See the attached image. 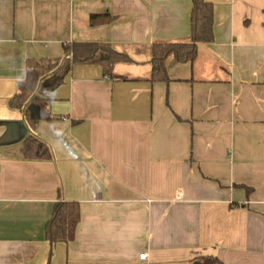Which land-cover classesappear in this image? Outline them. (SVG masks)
<instances>
[{"label":"crops","instance_id":"crops-1","mask_svg":"<svg viewBox=\"0 0 264 264\" xmlns=\"http://www.w3.org/2000/svg\"><path fill=\"white\" fill-rule=\"evenodd\" d=\"M205 1L213 40L151 82L149 46L189 38L191 0H0V264H264V0ZM80 42L130 60L114 64L120 78L74 64L30 128L10 104L26 60ZM29 135L49 158H25ZM59 201L77 202L79 221L51 245Z\"/></svg>","mask_w":264,"mask_h":264},{"label":"trees","instance_id":"trees-1","mask_svg":"<svg viewBox=\"0 0 264 264\" xmlns=\"http://www.w3.org/2000/svg\"><path fill=\"white\" fill-rule=\"evenodd\" d=\"M190 35L187 40L154 42L149 46L151 73L147 78L151 82L169 80L166 61L169 57L178 62H187L195 58L198 45L213 40V5L205 0H191ZM107 14H91V24L110 20ZM65 58L45 59L31 58L26 60L25 80L19 84V91L10 100L16 108H24V118L30 128L36 122L47 116L46 99L42 92L61 84L74 64L100 65L105 76L120 78L113 73V66L117 62L129 61L126 53L118 51L107 43L80 42L64 45ZM70 55V58L67 57ZM55 71V81L47 87L38 88L40 77ZM23 151L25 158L46 159L50 157L48 146L29 135L24 139ZM79 221V205L75 201H59L54 204L50 218L45 224V238L54 245L73 239L75 227ZM195 264H223L216 256L202 255L197 257Z\"/></svg>","mask_w":264,"mask_h":264},{"label":"built area","instance_id":"built-area-1","mask_svg":"<svg viewBox=\"0 0 264 264\" xmlns=\"http://www.w3.org/2000/svg\"><path fill=\"white\" fill-rule=\"evenodd\" d=\"M70 56V55H69ZM140 259H145L146 258V253H140L139 254Z\"/></svg>","mask_w":264,"mask_h":264}]
</instances>
